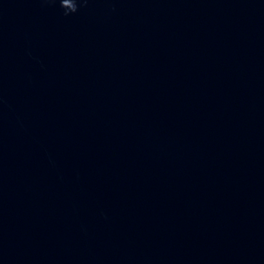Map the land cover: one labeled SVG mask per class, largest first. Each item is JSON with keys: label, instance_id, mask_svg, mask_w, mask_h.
Returning <instances> with one entry per match:
<instances>
[{"label": "water", "instance_id": "obj_1", "mask_svg": "<svg viewBox=\"0 0 264 264\" xmlns=\"http://www.w3.org/2000/svg\"><path fill=\"white\" fill-rule=\"evenodd\" d=\"M0 264H264V0H0Z\"/></svg>", "mask_w": 264, "mask_h": 264}, {"label": "snow or ice", "instance_id": "obj_2", "mask_svg": "<svg viewBox=\"0 0 264 264\" xmlns=\"http://www.w3.org/2000/svg\"><path fill=\"white\" fill-rule=\"evenodd\" d=\"M66 2H67V0H66Z\"/></svg>", "mask_w": 264, "mask_h": 264}]
</instances>
